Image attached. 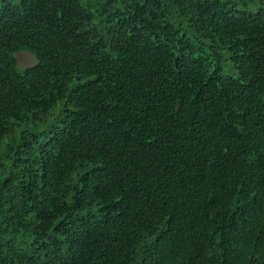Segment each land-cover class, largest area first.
I'll list each match as a JSON object with an SVG mask.
<instances>
[{"label": "trees", "instance_id": "1", "mask_svg": "<svg viewBox=\"0 0 264 264\" xmlns=\"http://www.w3.org/2000/svg\"><path fill=\"white\" fill-rule=\"evenodd\" d=\"M0 3V264H264V0Z\"/></svg>", "mask_w": 264, "mask_h": 264}, {"label": "rangeland", "instance_id": "2", "mask_svg": "<svg viewBox=\"0 0 264 264\" xmlns=\"http://www.w3.org/2000/svg\"><path fill=\"white\" fill-rule=\"evenodd\" d=\"M1 5V3H0ZM223 56L222 63L220 64L221 67V73L224 75H227L233 79H236L238 77V71L237 69L232 65L230 60L228 59V52L223 50L221 52ZM17 64L20 69H24L27 67H31L35 64V58L29 54L28 52H20L16 54Z\"/></svg>", "mask_w": 264, "mask_h": 264}]
</instances>
